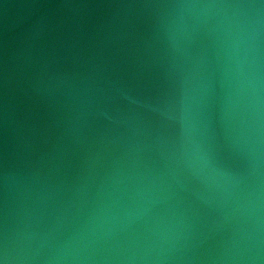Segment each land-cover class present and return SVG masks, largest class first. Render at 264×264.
<instances>
[{
	"label": "water",
	"instance_id": "water-1",
	"mask_svg": "<svg viewBox=\"0 0 264 264\" xmlns=\"http://www.w3.org/2000/svg\"><path fill=\"white\" fill-rule=\"evenodd\" d=\"M0 264H264V0H0Z\"/></svg>",
	"mask_w": 264,
	"mask_h": 264
}]
</instances>
